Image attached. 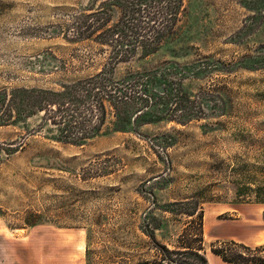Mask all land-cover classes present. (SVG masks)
I'll return each instance as SVG.
<instances>
[{"label":"rangeland","instance_id":"1","mask_svg":"<svg viewBox=\"0 0 264 264\" xmlns=\"http://www.w3.org/2000/svg\"><path fill=\"white\" fill-rule=\"evenodd\" d=\"M106 1L0 0V264H137L155 253L141 231L146 212L172 203L202 209L213 264L218 241L259 239L264 0H185L174 43L117 67L118 79L143 71L162 79L166 63L179 65L167 78L172 100L154 91L166 97L160 108L181 122L175 95L184 92L203 119L152 117L133 133L116 131L109 114L88 145L57 144L44 113L24 108V90H58L102 68L106 54L79 18ZM152 216L171 248L192 220Z\"/></svg>","mask_w":264,"mask_h":264},{"label":"trees","instance_id":"2","mask_svg":"<svg viewBox=\"0 0 264 264\" xmlns=\"http://www.w3.org/2000/svg\"><path fill=\"white\" fill-rule=\"evenodd\" d=\"M185 11V0H109L99 9L82 14L79 19L84 20V27L81 28H86L88 38H93L92 42L106 54L102 68L95 75L61 84L58 90H24L28 95L23 100L24 108L33 115L44 113V122L55 128L53 142L73 147H84L92 142L101 133L109 114L114 117L116 131L133 133H137L143 120L152 117L179 125L203 119V115L195 112L197 108L202 113L199 102L193 96L187 98L184 92L181 97L178 93L175 95L183 111L181 122L178 117L171 116L168 108H160L162 99L172 100L173 83L167 78L177 74L178 69L170 68L177 64L166 63L165 70L160 69L163 70L162 79L148 71L128 73L123 79L116 77L119 65L137 57L146 59L174 43ZM114 12L117 13L115 22ZM154 91L166 97L160 98ZM154 210L173 216L180 212L192 218L184 224L176 246L171 248L156 238L161 224L153 223L156 220L152 216ZM36 225L38 223L31 226ZM204 229L203 211L197 204L190 211L185 203H172L166 209L156 206L148 209L141 231L153 243L155 253L151 259H142L137 264H210L204 249ZM211 252L226 264H264V246L252 247L234 240L218 241L212 245ZM89 256L87 253V261Z\"/></svg>","mask_w":264,"mask_h":264},{"label":"crops","instance_id":"3","mask_svg":"<svg viewBox=\"0 0 264 264\" xmlns=\"http://www.w3.org/2000/svg\"><path fill=\"white\" fill-rule=\"evenodd\" d=\"M204 232H205V229H204ZM248 245L249 246H264V204H261L260 225H259V239L254 241L253 243H248ZM207 257L209 258V255ZM212 259H213V264H226V263H224L221 260V258H219V257H217L215 255H213Z\"/></svg>","mask_w":264,"mask_h":264},{"label":"bare ground","instance_id":"4","mask_svg":"<svg viewBox=\"0 0 264 264\" xmlns=\"http://www.w3.org/2000/svg\"><path fill=\"white\" fill-rule=\"evenodd\" d=\"M210 263H211V261H210Z\"/></svg>","mask_w":264,"mask_h":264}]
</instances>
